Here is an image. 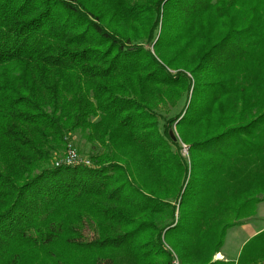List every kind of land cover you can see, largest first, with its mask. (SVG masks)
Here are the masks:
<instances>
[{
    "label": "trees",
    "instance_id": "16d2710c",
    "mask_svg": "<svg viewBox=\"0 0 264 264\" xmlns=\"http://www.w3.org/2000/svg\"><path fill=\"white\" fill-rule=\"evenodd\" d=\"M262 201L264 0H0V264H236Z\"/></svg>",
    "mask_w": 264,
    "mask_h": 264
},
{
    "label": "crops",
    "instance_id": "0c3cea01",
    "mask_svg": "<svg viewBox=\"0 0 264 264\" xmlns=\"http://www.w3.org/2000/svg\"><path fill=\"white\" fill-rule=\"evenodd\" d=\"M254 258V264H264V201L259 204L255 216L229 230L224 246L216 256V259L231 260L236 264H253Z\"/></svg>",
    "mask_w": 264,
    "mask_h": 264
},
{
    "label": "rangeland",
    "instance_id": "374dc122",
    "mask_svg": "<svg viewBox=\"0 0 264 264\" xmlns=\"http://www.w3.org/2000/svg\"><path fill=\"white\" fill-rule=\"evenodd\" d=\"M183 104H184V102H182V103L180 104L179 107H177V108H173V109L171 110V113H172V114H176V113H178V112L182 109ZM69 142L73 143V144L78 148V150H79L80 154L82 155V157H87V158L89 157V155H90V153H91V151H92V149H93V146H92L89 142H87V141L82 137V135H81L80 133L75 134ZM65 152H66V149H65L61 154H59V155L57 156V158H58L59 156L65 154ZM183 153H184V155H188V151H187V148H186L185 145H184ZM57 158H56V159H57ZM84 233H85V236H86L87 239H92V238L95 237V233H94V231L91 230V229L88 228V227L85 229ZM177 264H178V263H177Z\"/></svg>",
    "mask_w": 264,
    "mask_h": 264
},
{
    "label": "built area",
    "instance_id": "2783aa9c",
    "mask_svg": "<svg viewBox=\"0 0 264 264\" xmlns=\"http://www.w3.org/2000/svg\"><path fill=\"white\" fill-rule=\"evenodd\" d=\"M56 167L60 166H75L85 165L90 166L91 160L87 157H82L78 148L71 142L67 144L65 154L59 156L54 162Z\"/></svg>",
    "mask_w": 264,
    "mask_h": 264
}]
</instances>
